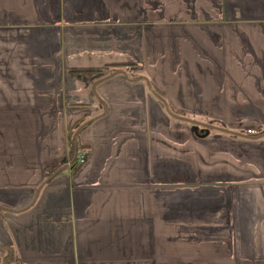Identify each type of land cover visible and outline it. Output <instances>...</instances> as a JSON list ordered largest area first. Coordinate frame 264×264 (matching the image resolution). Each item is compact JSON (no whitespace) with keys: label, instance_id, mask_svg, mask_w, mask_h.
<instances>
[{"label":"crops","instance_id":"obj_1","mask_svg":"<svg viewBox=\"0 0 264 264\" xmlns=\"http://www.w3.org/2000/svg\"><path fill=\"white\" fill-rule=\"evenodd\" d=\"M0 264H264V0H0Z\"/></svg>","mask_w":264,"mask_h":264},{"label":"trees","instance_id":"obj_2","mask_svg":"<svg viewBox=\"0 0 264 264\" xmlns=\"http://www.w3.org/2000/svg\"><path fill=\"white\" fill-rule=\"evenodd\" d=\"M179 118H181V119H183V120H185V121H190L189 119H186V118H183V117H179ZM192 122V121H191ZM88 122H86V123H84V124H82L81 125V127H84V125L85 124H87ZM210 127L212 128V129H217L218 131H221V132H225V133H230V134H235V135H243V136H246L247 134H245V133H236V132H234V131H231L230 129H228L227 127H226V125L223 123V122H221V121H218V120H212V121H210ZM197 125H198V123H197ZM196 125V126H197ZM195 126V127H196ZM199 126V125H198ZM196 127V129L198 130L199 129V127ZM201 132L203 133V134H198L199 136H203V135H206L205 134V132H206V130L205 129H202L201 130ZM69 144H70V147H71V152H72V155L75 153L76 154V152H75V149L76 148H78L77 146V142H76V137H75V135H73L71 138H70V142H69ZM76 159V156H72V162H74V160ZM50 169L49 170V172L48 173H46V176H47V178H49V177H51V176H53L54 174H56L57 172H58V170L60 169H58L57 168V170L56 169H54L55 167H52V166H48V167H46V169ZM8 249V248H7ZM8 258V260H9V263H13V261H14V258H15V255H13V254H11L9 251L6 253V255H5V257H4V259L6 260Z\"/></svg>","mask_w":264,"mask_h":264},{"label":"built area","instance_id":"obj_3","mask_svg":"<svg viewBox=\"0 0 264 264\" xmlns=\"http://www.w3.org/2000/svg\"><path fill=\"white\" fill-rule=\"evenodd\" d=\"M77 158H78V161L80 163H83L86 160V153L82 152V153L78 154Z\"/></svg>","mask_w":264,"mask_h":264},{"label":"water","instance_id":"obj_4","mask_svg":"<svg viewBox=\"0 0 264 264\" xmlns=\"http://www.w3.org/2000/svg\"><path fill=\"white\" fill-rule=\"evenodd\" d=\"M205 134H208V131H206Z\"/></svg>","mask_w":264,"mask_h":264},{"label":"rangeland","instance_id":"obj_5","mask_svg":"<svg viewBox=\"0 0 264 264\" xmlns=\"http://www.w3.org/2000/svg\"><path fill=\"white\" fill-rule=\"evenodd\" d=\"M195 121V120H194ZM196 122V121H195Z\"/></svg>","mask_w":264,"mask_h":264}]
</instances>
